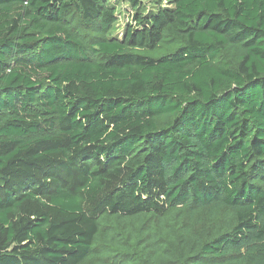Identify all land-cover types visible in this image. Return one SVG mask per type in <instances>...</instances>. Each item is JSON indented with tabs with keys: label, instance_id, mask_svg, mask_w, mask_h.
<instances>
[{
	"label": "trees",
	"instance_id": "obj_1",
	"mask_svg": "<svg viewBox=\"0 0 264 264\" xmlns=\"http://www.w3.org/2000/svg\"><path fill=\"white\" fill-rule=\"evenodd\" d=\"M0 264H264V0H0Z\"/></svg>",
	"mask_w": 264,
	"mask_h": 264
},
{
	"label": "rangeland",
	"instance_id": "obj_2",
	"mask_svg": "<svg viewBox=\"0 0 264 264\" xmlns=\"http://www.w3.org/2000/svg\"><path fill=\"white\" fill-rule=\"evenodd\" d=\"M121 9L123 10V17L121 18V20H122V23L124 24L125 22H126V20L128 19V15L127 14H125V6H123V5H121Z\"/></svg>",
	"mask_w": 264,
	"mask_h": 264
}]
</instances>
